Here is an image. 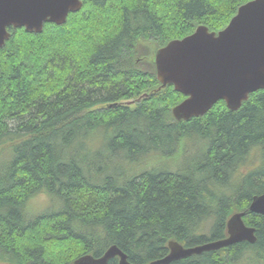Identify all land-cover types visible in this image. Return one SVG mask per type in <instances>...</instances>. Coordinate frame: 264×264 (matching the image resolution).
<instances>
[{
  "label": "trees",
  "instance_id": "16d2710c",
  "mask_svg": "<svg viewBox=\"0 0 264 264\" xmlns=\"http://www.w3.org/2000/svg\"><path fill=\"white\" fill-rule=\"evenodd\" d=\"M247 1L82 0L62 25L9 29L0 48V263L71 264L115 245L146 264L168 253L169 240L226 237L228 217L245 211L253 243L169 264H264V216L246 211L264 192V89L237 110L218 100L180 121L171 108L185 96L172 84L151 92L160 85L154 51L200 24L221 30ZM154 154L175 169L121 167ZM40 194L57 205L30 215Z\"/></svg>",
  "mask_w": 264,
  "mask_h": 264
},
{
  "label": "water",
  "instance_id": "95a60500",
  "mask_svg": "<svg viewBox=\"0 0 264 264\" xmlns=\"http://www.w3.org/2000/svg\"><path fill=\"white\" fill-rule=\"evenodd\" d=\"M81 7L82 0H0V48L10 37V28L41 33L45 22L62 25L69 13ZM152 59L160 85L151 92L172 84L185 96L171 108L175 120L202 116L218 100H223L229 110H237L250 93L264 89V0L239 5L227 25L217 32L198 25L192 33L159 47ZM246 211L264 216V192L252 196ZM244 214L236 211L228 217L226 237L195 246L169 240L168 253L146 264H169L240 241L253 243L254 228L244 223ZM114 257L118 264H134L115 245L101 256L83 254L71 264H106Z\"/></svg>",
  "mask_w": 264,
  "mask_h": 264
},
{
  "label": "rangeland",
  "instance_id": "374dc122",
  "mask_svg": "<svg viewBox=\"0 0 264 264\" xmlns=\"http://www.w3.org/2000/svg\"><path fill=\"white\" fill-rule=\"evenodd\" d=\"M192 142L193 141L191 140L187 142L186 147H185L189 155H192L195 153V148L192 146L194 144ZM172 153L173 155L176 156V146L174 147ZM253 162H255V166L258 165V158L256 159V161L253 160ZM114 166L115 164L112 165V167L110 168L112 169ZM165 166H168L170 169H175L176 163L174 160L170 161L168 158L162 157L157 154L145 156L139 160V163H136V164H130V165L122 164L121 165L123 169L125 170L130 169V172L132 173L140 172L148 168L156 169V168H163ZM252 166L254 165H248L246 168H251ZM55 204H56L55 201L50 200V198H47V196L44 194H40L37 197H35L33 201L31 202V204L29 205L28 213L30 215H35L37 213H41L43 211L55 208Z\"/></svg>",
  "mask_w": 264,
  "mask_h": 264
}]
</instances>
